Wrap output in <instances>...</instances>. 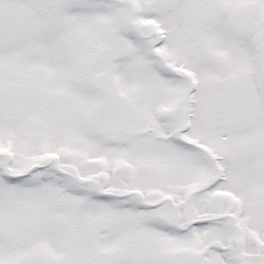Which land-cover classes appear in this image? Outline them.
Instances as JSON below:
<instances>
[{
  "label": "snow or ice",
  "instance_id": "obj_1",
  "mask_svg": "<svg viewBox=\"0 0 264 264\" xmlns=\"http://www.w3.org/2000/svg\"><path fill=\"white\" fill-rule=\"evenodd\" d=\"M0 264H264V0H0Z\"/></svg>",
  "mask_w": 264,
  "mask_h": 264
}]
</instances>
